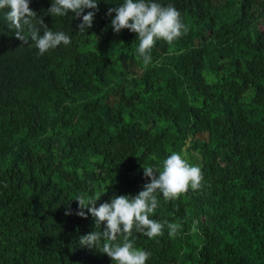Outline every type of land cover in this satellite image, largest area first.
Wrapping results in <instances>:
<instances>
[{
    "label": "trees",
    "instance_id": "obj_1",
    "mask_svg": "<svg viewBox=\"0 0 264 264\" xmlns=\"http://www.w3.org/2000/svg\"><path fill=\"white\" fill-rule=\"evenodd\" d=\"M123 2L98 0L79 32L82 17L29 0L71 38L43 55L0 9V264H116L103 241L80 245L106 222L76 215L75 198L134 197L151 182L143 167L162 170L173 152L203 180L176 200L157 190L150 218L180 228L151 239L133 229L146 264H264V0H155L187 32L158 39L148 65L138 34L111 27L108 9Z\"/></svg>",
    "mask_w": 264,
    "mask_h": 264
},
{
    "label": "clouds",
    "instance_id": "obj_2",
    "mask_svg": "<svg viewBox=\"0 0 264 264\" xmlns=\"http://www.w3.org/2000/svg\"><path fill=\"white\" fill-rule=\"evenodd\" d=\"M4 7L10 9L6 18L16 29V38L24 43L28 42V38L23 34V26H27L31 40L38 49V55H43L62 43L64 45L71 43V38L63 31L54 32L48 28L42 17H37V13L29 7V0H0V9ZM85 9L94 11L83 14ZM69 11L75 14V18L82 17V23L77 27L79 32H84L92 27L98 11V0H53L52 6L45 14L63 17ZM113 12L115 17L111 20V27L114 32L129 29L138 34L137 51L145 65L151 62V49L158 39L172 43L187 32V26L180 19V12L171 4L163 6L155 0H124L120 6L109 8L107 15L111 16ZM41 28L43 35H40ZM143 168L145 177L151 178V182L146 183L144 190L134 197L113 196L110 203L105 202L99 207H96V202L100 196L93 198L81 194L75 198L78 201L76 215L86 218L84 209H87L95 218L96 225L100 226L102 222H106L103 231H93L81 236L80 245L93 248L103 241L102 252L111 257L116 264H146L149 259L151 253L134 247V241L130 239L134 228L136 232L150 239L163 235L165 224L170 237L177 234L179 224L167 221L161 223L150 218L158 206L157 190L163 194L166 201L176 200L189 188L199 189L203 180L201 169L190 165L177 152L171 153L163 160L162 170H154L151 166ZM157 172L158 176L155 175ZM71 214L70 210L65 212V215ZM119 235L123 236L122 243L117 242Z\"/></svg>",
    "mask_w": 264,
    "mask_h": 264
},
{
    "label": "rangeland",
    "instance_id": "obj_3",
    "mask_svg": "<svg viewBox=\"0 0 264 264\" xmlns=\"http://www.w3.org/2000/svg\"><path fill=\"white\" fill-rule=\"evenodd\" d=\"M239 72H240V73H242V71H241V70H239Z\"/></svg>",
    "mask_w": 264,
    "mask_h": 264
}]
</instances>
